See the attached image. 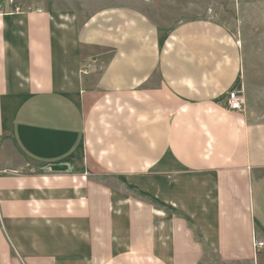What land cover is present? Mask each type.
I'll return each instance as SVG.
<instances>
[{
    "label": "crops",
    "instance_id": "0c3cea01",
    "mask_svg": "<svg viewBox=\"0 0 264 264\" xmlns=\"http://www.w3.org/2000/svg\"><path fill=\"white\" fill-rule=\"evenodd\" d=\"M8 1L0 264H264V0L231 28Z\"/></svg>",
    "mask_w": 264,
    "mask_h": 264
},
{
    "label": "rangeland",
    "instance_id": "374dc122",
    "mask_svg": "<svg viewBox=\"0 0 264 264\" xmlns=\"http://www.w3.org/2000/svg\"><path fill=\"white\" fill-rule=\"evenodd\" d=\"M92 1L93 9L116 5H129L140 11L152 22L170 28L175 24L191 19L214 15L215 19L232 27L234 0H77ZM67 2H72L67 0Z\"/></svg>",
    "mask_w": 264,
    "mask_h": 264
},
{
    "label": "built area",
    "instance_id": "2783aa9c",
    "mask_svg": "<svg viewBox=\"0 0 264 264\" xmlns=\"http://www.w3.org/2000/svg\"><path fill=\"white\" fill-rule=\"evenodd\" d=\"M14 0H9L8 4L10 7L14 6ZM19 9L17 7L13 8V12H18ZM3 14L2 6L0 5V15ZM82 74H85L84 71H82ZM225 108L229 112H242L244 107V97L241 89L236 86L232 88L225 97ZM252 246L254 249H260L263 247V243L260 241H257L255 238L252 240Z\"/></svg>",
    "mask_w": 264,
    "mask_h": 264
},
{
    "label": "water",
    "instance_id": "95a60500",
    "mask_svg": "<svg viewBox=\"0 0 264 264\" xmlns=\"http://www.w3.org/2000/svg\"><path fill=\"white\" fill-rule=\"evenodd\" d=\"M54 169L57 170V171H64L65 170V167H63V166H57Z\"/></svg>",
    "mask_w": 264,
    "mask_h": 264
}]
</instances>
